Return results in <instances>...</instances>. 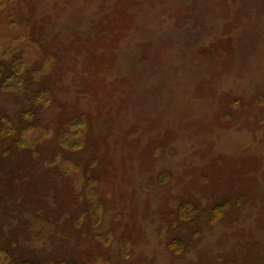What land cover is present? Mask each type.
Here are the masks:
<instances>
[{
	"label": "rangeland",
	"instance_id": "rangeland-1",
	"mask_svg": "<svg viewBox=\"0 0 264 264\" xmlns=\"http://www.w3.org/2000/svg\"><path fill=\"white\" fill-rule=\"evenodd\" d=\"M0 63V264H264V0H0Z\"/></svg>",
	"mask_w": 264,
	"mask_h": 264
},
{
	"label": "trees",
	"instance_id": "trees-1",
	"mask_svg": "<svg viewBox=\"0 0 264 264\" xmlns=\"http://www.w3.org/2000/svg\"><path fill=\"white\" fill-rule=\"evenodd\" d=\"M2 63H0V65H1ZM19 67V66H18ZM1 68V67H0ZM17 71H19V69H17ZM5 73H7V74H5ZM9 75L11 76V74H9V71H7V72H1V74H0V77L2 78V79H7L8 80V82L6 83V85H4L6 88L5 89H20V86L22 85V83H23V78H22V80L19 82V84H18V82L17 81H14L13 83H12V85H9V83H10V81H12L14 78V76H17L16 74H13L12 75V77H9ZM39 86H36L35 87V90H34V92H33V94H32V98L33 97H35V94H37L36 95V97H39L38 95L41 93V92H47L46 91V89L44 88V87H39ZM23 100V102L22 103H30L29 105H26V107L28 108L29 106L31 107V105L32 106H36L35 104H33L32 102V100L31 99H22ZM16 101H17V99H16ZM21 108H25L24 106H23V104H22V107ZM36 109V108H35ZM29 117H32V119L34 118V115H35V111H34V109H32V111H30L29 110ZM17 118L19 119V121L21 122V120L23 119L22 118V115H18L17 116ZM25 124V123H24ZM19 126L23 129L24 128V126L25 125H21V124H19ZM30 126V125H29ZM28 126V127H29Z\"/></svg>",
	"mask_w": 264,
	"mask_h": 264
}]
</instances>
